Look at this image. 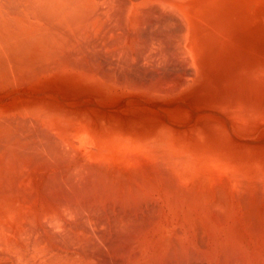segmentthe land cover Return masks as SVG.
I'll use <instances>...</instances> for the list:
<instances>
[{"label": "bare ground", "instance_id": "bare-ground-1", "mask_svg": "<svg viewBox=\"0 0 264 264\" xmlns=\"http://www.w3.org/2000/svg\"><path fill=\"white\" fill-rule=\"evenodd\" d=\"M222 2L0 0V79L68 67L123 89L126 83L131 92L154 91L157 79L152 88L150 77L126 82L124 74L123 82L107 71L140 58L144 65L168 62L178 49L185 54L184 42L196 40V27ZM165 87L158 93L177 86ZM39 115L0 113V264H264L258 160L226 144L210 153L164 133L110 146L86 134L93 141L90 155L82 154L73 135L56 134L52 120Z\"/></svg>", "mask_w": 264, "mask_h": 264}, {"label": "rangeland", "instance_id": "rangeland-1", "mask_svg": "<svg viewBox=\"0 0 264 264\" xmlns=\"http://www.w3.org/2000/svg\"><path fill=\"white\" fill-rule=\"evenodd\" d=\"M226 1L223 0L215 8L212 7L210 12L213 9L215 12L202 19L196 27V40L193 43L184 42V46L189 50L185 49L187 50L185 54L190 55L191 60L187 61L186 57L189 56L185 55L184 51L181 54L180 49L177 48L176 55L180 52L178 58L173 55L168 62L145 61L148 62L145 64L146 67L149 65L150 69L145 68L141 58L140 62L135 61L138 62L135 64L131 61L134 67L129 64L130 61H127L121 63L122 67L108 68L109 71L105 68L110 72L108 73L110 76L114 70L113 76L116 73L115 77L120 79L124 74L127 75L126 82L128 79L135 80L137 75L136 81L140 79L139 82H143V78L150 82L153 79L152 88L158 80L160 86L156 82L154 91L149 89L151 93L143 86H140L143 91H139L138 87L136 88L138 91L131 92L134 89L127 85V91L126 83L123 89L122 82H119L120 85L113 84L114 80L100 75L94 76L83 70L77 71L68 67H58L57 70L52 67V71L50 68L51 72L48 73L41 70V73L37 71L38 73L33 75L24 72L22 77L17 74L18 78L12 77L11 83L8 78L0 79V113L13 116L17 114L47 116L45 119L52 120L53 123L51 122L50 125L54 127L52 129L55 133L60 129L73 135V139L77 140V143L74 140L75 148L80 149L82 154L85 151L90 155L93 141L87 139L86 134L92 136L100 145L110 146L117 140L135 141L151 138V135L152 138L159 137V133H164L173 138L179 137L180 142L192 143L196 147L207 146L210 153L223 152L226 144L230 147L229 152L240 154L244 159L250 157L258 160L264 167V0ZM223 6L228 8V10L225 8L227 15ZM214 22L217 25L222 23L218 27ZM181 23L178 19L174 25L182 29ZM213 24L218 28H214ZM171 28L178 29L173 25ZM181 31L184 32L180 30V33ZM209 35L213 39L212 37L208 39ZM206 40H210L208 41L210 46H207ZM182 55L185 58H182ZM180 58L182 61L177 60ZM183 59L187 61V65ZM125 64L126 72H123ZM127 65L131 68H127ZM188 65L191 67L189 68ZM23 69L26 70L22 68L21 71ZM148 69L151 72L147 73ZM149 72L153 76H150ZM162 76L167 79L164 80ZM124 78L123 82H125ZM186 78L189 80H185ZM146 80L144 82H148ZM160 83H163L162 87L168 83L177 87H173L172 90L170 86L165 87L170 88L167 91L170 90L171 94H166L167 92L160 94L161 92L158 93V87L162 88ZM155 90L158 95L153 94ZM110 130L113 132L111 133ZM117 136L122 138L117 139ZM234 143L246 145L247 150L238 152ZM226 151L228 152V149ZM82 154L80 156H84Z\"/></svg>", "mask_w": 264, "mask_h": 264}]
</instances>
